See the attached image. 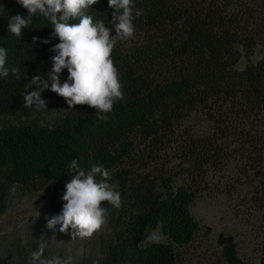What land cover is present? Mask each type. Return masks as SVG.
Returning a JSON list of instances; mask_svg holds the SVG:
<instances>
[{
	"label": "trees",
	"instance_id": "obj_1",
	"mask_svg": "<svg viewBox=\"0 0 264 264\" xmlns=\"http://www.w3.org/2000/svg\"><path fill=\"white\" fill-rule=\"evenodd\" d=\"M0 4V47L7 67L20 69L19 79L0 78V117L13 120L0 125V214L27 188L63 196L73 159L86 173L103 165L122 205L104 204L114 217L102 257L77 264H174L176 247L198 230L189 205L215 174L228 192L243 185L254 205H264V0H134L143 12L134 20L138 39L118 40L111 56L124 99L100 114L87 105L69 109L50 90L41 93L45 110L23 106L24 85L37 74L47 78L59 39L41 16L22 38L12 35L9 18L27 10L16 0ZM112 11L100 0L87 14L111 29ZM67 76L65 69L61 83ZM170 143L174 175L142 172ZM63 203L49 201L45 213L60 214ZM157 227L166 239L145 244ZM220 241L227 262L243 264L232 236Z\"/></svg>",
	"mask_w": 264,
	"mask_h": 264
},
{
	"label": "clouds",
	"instance_id": "obj_2",
	"mask_svg": "<svg viewBox=\"0 0 264 264\" xmlns=\"http://www.w3.org/2000/svg\"><path fill=\"white\" fill-rule=\"evenodd\" d=\"M27 10L26 17L13 15L8 20V31L22 38L23 29H31L33 17L45 18L53 29L51 37H58L59 43L50 51L52 66L43 75H34L24 85L23 106L45 110L47 101L41 98L44 90H50L64 98L69 109L77 105H87L96 109L98 114L110 112L117 101L124 99L119 73L111 58L113 49L120 39L134 36V20L143 15L135 9L134 0H108L112 9L110 23L114 25L115 35L105 26L103 21L94 23L88 10L100 0H16ZM0 8H4L0 4ZM78 23H70V21ZM42 42L50 43V39ZM33 37V44L38 40ZM7 50L0 47V78H7L10 73L19 79L18 67H7ZM67 70V79L61 83V74ZM35 85V90L27 89ZM104 119L105 116L98 115ZM72 175L65 184L62 196L63 206L60 214L48 219L46 227L55 231L60 225L59 232L68 233L71 229L72 239L91 238L106 223L108 209L105 202L119 209L122 205L121 193L115 190L108 181L110 172L103 165L93 166L87 173L73 159L69 165ZM101 179L97 180L96 177ZM45 245L41 244L37 251L31 253L29 264H71L72 257L61 260L59 257L46 258Z\"/></svg>",
	"mask_w": 264,
	"mask_h": 264
},
{
	"label": "rangeland",
	"instance_id": "obj_3",
	"mask_svg": "<svg viewBox=\"0 0 264 264\" xmlns=\"http://www.w3.org/2000/svg\"><path fill=\"white\" fill-rule=\"evenodd\" d=\"M111 31L115 35L114 27ZM136 39L138 35L134 33L132 38L119 41L130 44ZM244 62L242 60L239 67ZM12 121L11 117H0V125ZM160 151L159 161H153L141 171L174 175L175 146L170 143ZM219 175L215 174L210 180L212 184L198 191L189 205L198 230L191 242L176 247L178 258L174 264H229L223 256L221 236H232L237 256L243 264H259L264 258V205H254L251 201L253 193L243 185L237 184L235 190L228 192ZM177 178L174 176L178 183ZM112 185L117 188L115 182ZM51 200L63 202L62 196H57L49 187L27 188L10 197L0 214V264H27L31 253L41 244L45 245L46 258L66 260L71 256V264L102 257L104 246L112 237L113 211L108 209L106 223L91 238L72 239L71 229L61 233L60 225H56L55 231L46 227L48 219L53 217L45 213V206ZM165 239L157 227L149 231L144 243Z\"/></svg>",
	"mask_w": 264,
	"mask_h": 264
}]
</instances>
